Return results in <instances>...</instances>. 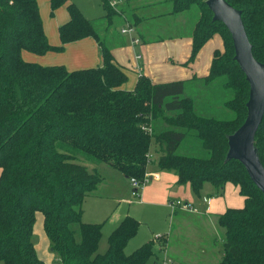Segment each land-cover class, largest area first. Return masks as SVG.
Returning a JSON list of instances; mask_svg holds the SVG:
<instances>
[{"label": "trees", "instance_id": "1", "mask_svg": "<svg viewBox=\"0 0 264 264\" xmlns=\"http://www.w3.org/2000/svg\"><path fill=\"white\" fill-rule=\"evenodd\" d=\"M242 10L253 54L264 62V0H227ZM110 13L108 0H102ZM66 4L70 18L60 24L61 44L45 33L38 0H0V260L3 264H46L33 240L37 214L50 250L61 264H147L157 238L127 254L125 247L141 222L125 216L98 252L102 223L86 222L82 204L102 181L89 164L108 163L129 180L141 182L154 167L174 171L179 184L190 183L201 196L205 183L221 195L227 183L244 197L240 207L218 214L224 228L223 254L218 264H264V193L237 159L226 161L228 135L247 116L249 82L234 58L225 24L213 20L206 0H174L173 12L197 6L192 49L184 65L195 61L215 34L223 48L213 51L205 82L224 78L233 90L226 105L232 119L200 115L191 96L183 95L185 80L154 82L141 74L133 89L124 87L126 72L102 41V65L69 70L63 64L27 61L23 50L43 54L62 50L84 37L98 38L92 20L75 2L50 0L51 14ZM167 126L151 130L152 120ZM208 151L206 156L177 152L188 134ZM264 164V117L255 136ZM155 147V148H154ZM158 154V158L154 156ZM138 194H139V189ZM161 241V247L164 245ZM159 244V243H158ZM160 245V244H159Z\"/></svg>", "mask_w": 264, "mask_h": 264}, {"label": "crops", "instance_id": "2", "mask_svg": "<svg viewBox=\"0 0 264 264\" xmlns=\"http://www.w3.org/2000/svg\"><path fill=\"white\" fill-rule=\"evenodd\" d=\"M69 1L75 2L85 16L92 20L98 38L84 37L66 43L62 50H50L43 54L23 50L22 56L25 60L42 65L63 64L69 70L96 67L103 63V43L128 76L124 87L133 89L141 74L148 75L154 82L182 79L186 84L194 81L195 77L201 79L209 72L213 51L223 48L222 38L215 34L203 45L195 61L184 65L191 54L192 32L200 16V9L195 5L183 11L173 12L174 0H108L111 5L110 13L106 15L105 10L101 15L93 17L95 15H87L84 12L81 1ZM99 1L103 4L102 0ZM38 4L49 42L52 45L61 44L59 26L70 18L67 5H61L51 14L50 0H38ZM194 7H197L198 16L192 23L191 13L195 10ZM116 20L123 24L120 29L110 30ZM127 25L134 28L133 33L122 32V28ZM133 38L139 41L133 42ZM164 126H167V123ZM89 166L102 176V181L83 201L84 221L102 223L111 216L113 224L116 225L125 216L131 215L141 222L139 229L142 224L149 226L152 235L144 239V242L163 235L161 239H156L155 255L147 264H159L165 255L184 264H218L223 252L218 258L203 263L196 254L187 253L186 238L182 236L188 234V228L195 226V221L189 213L199 215L196 219L201 221L209 219L214 222L218 219V214L228 207H240L237 204L241 200L244 204L238 186L227 183L223 193L218 195L212 184L205 183L201 196H197L190 183L177 182V174L174 171L152 167L148 173L158 174L159 177L145 183L139 194L135 195L130 180L120 170L105 162L92 163ZM227 188L237 191L238 196L236 197L234 192L228 194ZM176 199L192 202L193 208H172L170 203ZM123 205L126 206L121 208ZM148 212L153 214L151 224ZM180 212L184 213L180 216ZM38 214L41 216L42 228L39 231V242L34 243L39 257L46 264H50L49 261L56 257L49 247V239L43 227V214ZM115 225L112 230L116 228ZM162 240L165 241L163 247ZM156 251L162 252V257H159Z\"/></svg>", "mask_w": 264, "mask_h": 264}, {"label": "rangeland", "instance_id": "3", "mask_svg": "<svg viewBox=\"0 0 264 264\" xmlns=\"http://www.w3.org/2000/svg\"><path fill=\"white\" fill-rule=\"evenodd\" d=\"M79 1H81V5L83 6L82 8L84 12L87 13V15H95L93 17H97L102 13H104L105 11L103 4L100 3L99 0H79ZM194 8L195 10L192 11L191 13L192 23L194 19H196L198 16L197 7ZM192 23L190 21V25H192ZM122 24L119 20H116V23L110 28V30L120 29ZM223 83H224V78L222 77L216 78L210 82H205L204 77L201 79L199 78L197 79V77H195L194 81L187 82L185 84L183 95L192 97L195 105V111H197V113H199L200 115L214 116L219 119H232L235 117V113L233 109H231L226 105V101L229 100L234 93L232 89H230L229 87H225ZM165 123L166 121L162 118H157L155 120H152L151 130L153 128L161 129V127H163ZM193 136L194 135L188 134L181 142L180 146L177 149V152L188 155L206 156L208 154V151L203 147L201 141L196 136H194L195 138ZM154 156L158 158V154L154 153ZM229 186H233V185H229ZM227 192L228 194L234 192L236 194V197L238 196L237 191L231 190L230 188L229 189L227 188ZM241 197L244 198L243 195H241ZM188 203L192 204V202H188ZM242 204L243 202L241 200L239 204H237V206L239 205L241 206ZM125 206L126 205H123V207L121 208H124ZM183 213L184 212H180L179 215ZM189 214H191L192 216L191 218L193 219V221H195L194 223L195 226H191L190 228H188V234L186 236H182L186 238L185 243H186L187 253L196 254L197 257H199L203 263L210 262L211 260L218 258L219 255L222 254L224 248L223 247V238L225 233L224 228L220 225L218 219H216L214 222L209 219H205L204 221H201V219H196L197 216L199 215L192 213ZM147 215H148V219H150L149 224H151V221L153 219V214L151 212L150 213L148 212ZM166 218L168 219L167 214H166ZM103 221L105 222H102L103 223L102 237L97 250L100 253L106 251L108 247V236L115 225L112 222L111 216L108 217L107 220H103ZM164 223H166V220L164 221ZM34 228L35 230H34L33 240L39 242V236L41 234L39 231L42 228L41 216H39V214L37 215ZM151 235L152 233L149 231V226L142 224L138 234L135 235L133 239L131 238L132 241L128 242L125 252L127 254L131 253L137 247H139L144 243V239H147V237H150ZM51 252L55 254V252L53 251ZM156 253L159 255V257H162L163 255L162 252L159 251H156ZM55 257L56 258L51 259L49 263L61 264L59 261L60 260L59 256L55 254ZM0 264H3L2 260H0Z\"/></svg>", "mask_w": 264, "mask_h": 264}, {"label": "water", "instance_id": "4", "mask_svg": "<svg viewBox=\"0 0 264 264\" xmlns=\"http://www.w3.org/2000/svg\"><path fill=\"white\" fill-rule=\"evenodd\" d=\"M213 13V20L221 21L228 28L233 45L234 58L249 82L247 116L244 122L228 135L226 161L239 160L248 175L264 193V164L255 144V136L264 117V62L253 54V45L248 37L242 10L227 0H206Z\"/></svg>", "mask_w": 264, "mask_h": 264}, {"label": "built area", "instance_id": "5", "mask_svg": "<svg viewBox=\"0 0 264 264\" xmlns=\"http://www.w3.org/2000/svg\"><path fill=\"white\" fill-rule=\"evenodd\" d=\"M122 32L124 33H133L134 32V28L131 25H128L126 27L122 28ZM139 39L137 38H133V42H138ZM138 57H141V55H138ZM159 175L155 174V173H146V176L144 178V181L141 182L140 180H138L135 177L130 178V182L132 184L133 187V194L137 195L138 194V190L141 188L145 183H147L149 180H151L152 178H158ZM209 201V200H208ZM172 208H193L192 204L185 202L184 200L181 199H176L174 201H172L170 203ZM160 235H158L157 237H159ZM159 264H184L168 255H165L164 257L161 258L160 263Z\"/></svg>", "mask_w": 264, "mask_h": 264}]
</instances>
